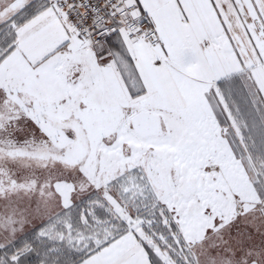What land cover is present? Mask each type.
Returning a JSON list of instances; mask_svg holds the SVG:
<instances>
[{"label": "snow or ice", "instance_id": "obj_1", "mask_svg": "<svg viewBox=\"0 0 264 264\" xmlns=\"http://www.w3.org/2000/svg\"><path fill=\"white\" fill-rule=\"evenodd\" d=\"M0 264H264V0H0Z\"/></svg>", "mask_w": 264, "mask_h": 264}]
</instances>
